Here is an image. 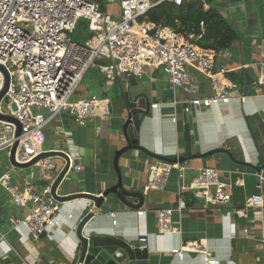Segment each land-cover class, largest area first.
Wrapping results in <instances>:
<instances>
[{"label": "crops", "instance_id": "crops-1", "mask_svg": "<svg viewBox=\"0 0 264 264\" xmlns=\"http://www.w3.org/2000/svg\"><path fill=\"white\" fill-rule=\"evenodd\" d=\"M195 1L204 10L219 11L237 32L238 38L223 49L217 59V66L227 69L225 81L231 89V97L214 100L209 80L194 69L191 77L198 83L196 94L174 87L161 69L148 68L142 77L124 75L116 81L107 80L98 71L100 76L91 75L97 91L90 93L89 87L82 83L74 101L97 95L108 101L110 114L92 117L85 125H79L64 111L41 131L37 147L31 153L74 152L76 157L80 156L78 163H82L83 168L70 170L59 193L99 195L117 183L115 153L126 145L122 127L127 108L122 89H130L151 103L139 133L135 129L134 132L139 144L153 154L168 158L185 155L187 113L194 153L224 149L231 156L219 151L184 162L186 181H191L203 168L218 169L222 179L231 184V200L214 206L201 198H192V193L185 191L187 207L176 210L171 219L173 224L179 225L180 233L161 234L157 213L160 209L178 206V172L174 170L164 185L152 188L145 195L143 191L154 177L153 170L160 162L167 161L133 149L121 156L119 167L124 185L141 191L145 196L144 204L132 209L115 200L110 208L103 207L106 212L92 221L90 230L131 242L147 237L149 259L138 261V264H264V246L259 241L264 207L250 203L257 194H261L264 201V181L259 178V173L264 176V87H256L255 95L246 94L242 83L243 71L252 70L259 77L264 69V0ZM96 2L103 10L120 16L119 5L107 4L105 0ZM81 22L87 24L85 20ZM178 26L183 25L179 22ZM201 26L203 31L204 25ZM200 37L201 34H196L197 44ZM140 101L145 103L144 98ZM186 107H189L188 112ZM28 155L20 157L25 160ZM76 157L74 162L78 160ZM48 159L56 165L54 169H16L9 162V150H4L0 152V174L8 170L13 172L15 183L24 192L51 187L66 162L60 156ZM249 164L262 166V169L259 172ZM131 200L139 201L138 198ZM59 204L61 211L57 214V223L50 232L35 240L24 228L11 224L12 218L25 217L31 207L12 203L8 191L0 184V236H4V240H0V264H23L24 259L35 264H72L77 247L76 226L93 202L81 198ZM187 243L204 247L212 256L181 253V245Z\"/></svg>", "mask_w": 264, "mask_h": 264}, {"label": "built area", "instance_id": "built-area-1", "mask_svg": "<svg viewBox=\"0 0 264 264\" xmlns=\"http://www.w3.org/2000/svg\"><path fill=\"white\" fill-rule=\"evenodd\" d=\"M185 1L105 0L107 4L119 5L120 16H116L103 10L94 0H0V65L10 74L0 111L13 115L22 130L17 137L16 125L0 119V152L10 150L18 141L19 161H29L41 154L43 151L31 153L37 147V138L64 111L79 125H85L92 117L109 115L108 101L97 95L72 100L91 68H96L109 81L124 75L142 77L148 68L161 69L174 87L196 94L198 83L191 77L194 69L209 80L214 100L231 97V89L225 81L227 69L217 66L223 49L201 47L196 43L194 32L183 34L167 25L146 20L149 11L161 3L180 6ZM81 20L87 22L91 32L85 43L72 38ZM259 82L264 86V69ZM4 85L5 73L0 69V91ZM13 104L16 109L12 108ZM2 106L7 112L2 111ZM185 110L188 112L189 107ZM68 154L70 169L80 171L83 168V164L78 163L80 156L74 162L75 153ZM25 155L28 157L23 160L21 157ZM38 165L42 169L56 167L49 159L40 160ZM174 170L178 172L180 185L179 203L176 208L158 211L161 234L180 233L179 225L173 224L171 219L176 210L187 207L185 191H190L192 198H201L214 206L228 203L232 196L231 184L222 179L218 169L203 168L187 182L186 164L170 162H160L153 170L154 177L145 187L144 194L164 185ZM259 178L264 181L262 173ZM0 184L8 191L12 203L31 207L25 217L11 219L13 227L24 228L35 240L51 231L61 211L59 202L51 194V187L24 192L9 170L0 174ZM259 187L262 188L261 183ZM250 203L264 207L261 194L253 195ZM260 230L259 241L264 246V216ZM0 240H4L3 235ZM147 240V237L139 238L142 249L147 247ZM180 252L212 256L210 251L195 243L181 245ZM23 264L35 263L24 259Z\"/></svg>", "mask_w": 264, "mask_h": 264}, {"label": "water", "instance_id": "water-1", "mask_svg": "<svg viewBox=\"0 0 264 264\" xmlns=\"http://www.w3.org/2000/svg\"><path fill=\"white\" fill-rule=\"evenodd\" d=\"M0 69L5 73V85L0 91V102L3 99L9 84L10 74L5 66L0 65ZM243 89L246 94L257 93L256 87H264L259 82V77L256 73L249 71H243ZM122 97L125 99L127 108V117L123 124V133L126 140V145L116 151L114 158V167L118 175V181L112 187H109L101 194L96 195L92 193H70L60 194L59 189L66 177L70 172L71 160L69 154L62 151H43L41 154L35 156L29 161L21 162L17 158V149L19 142L16 141L13 147L9 150V162L16 169H32L39 167L38 162L43 159H48L54 156H60L65 159V166L55 178L51 185L52 196L60 203L73 201L75 199L85 198L93 202L92 208L81 218L75 229V237L77 240L76 254L72 264H138V261L149 259L148 248H141L139 242H131L123 237L112 235H101L90 230V224L100 214L106 212L103 207L110 208L113 202L117 200L119 204H122L128 208L137 209L141 208L145 201L144 194L139 190L128 189L124 185L121 169L119 167V160L121 156L129 150L137 149L141 150L148 155L157 157L158 159L165 160L170 163H184L196 158H204L219 151L226 152L227 150L218 149L208 151L206 153H194L192 147V138L190 133V126L187 121V113H185V125H184V139H185V155L181 157L168 158L160 155L153 154L139 144V139L135 137L136 133H139L141 123L144 118L149 114L150 101L142 95H136L130 89H122ZM140 98L145 99V103L142 104ZM13 109H16L15 104L12 105ZM0 119L13 122L16 127V136L21 134V125L19 121L13 115H5L0 111ZM134 129L136 133L134 132ZM231 156V155H230ZM243 164V162H242ZM245 164V163H244ZM259 172L262 166L255 167ZM132 198H138L137 203L133 202Z\"/></svg>", "mask_w": 264, "mask_h": 264}, {"label": "trees", "instance_id": "trees-1", "mask_svg": "<svg viewBox=\"0 0 264 264\" xmlns=\"http://www.w3.org/2000/svg\"><path fill=\"white\" fill-rule=\"evenodd\" d=\"M139 20L144 19L140 18ZM146 20L167 25L184 34L190 32L201 34L197 42L204 48L225 49L238 38L233 26L219 11L214 8L204 10L195 0L185 1L180 6L168 2L161 3L149 11ZM179 22L183 26L179 27ZM201 22L204 23L203 31ZM77 27L88 28L84 22L79 23Z\"/></svg>", "mask_w": 264, "mask_h": 264}, {"label": "rangeland", "instance_id": "rangeland-1", "mask_svg": "<svg viewBox=\"0 0 264 264\" xmlns=\"http://www.w3.org/2000/svg\"><path fill=\"white\" fill-rule=\"evenodd\" d=\"M94 1H98V0H94ZM83 21H84V20H83ZM90 34H91V33H90L86 28H84V27H79V28H77L76 31L72 34V38H73V40H75L76 42H79V43H85V42L90 38ZM92 73L96 74L97 76H100V75L98 74V70H97L96 68H91V70H90V72L87 74V76H86L84 82H82L83 85H84L86 88L89 87V88H88V91H89L90 93H94V92L97 91L96 87L93 85V81H92V77H91ZM82 83H81V85H82ZM81 85H80V87H81ZM80 87L78 88L79 91H80ZM77 91H78V90H77ZM79 91H78V92H79ZM76 93H77V92H76ZM76 93H75V94H76ZM75 96H76V95H75ZM75 96L73 97L72 100H76V99H74ZM1 109H2V111L7 112L6 109L4 108V106H2Z\"/></svg>", "mask_w": 264, "mask_h": 264}]
</instances>
